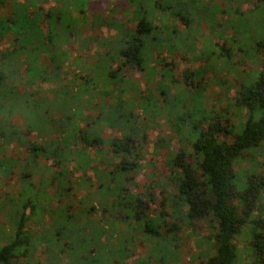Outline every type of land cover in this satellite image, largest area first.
Returning a JSON list of instances; mask_svg holds the SVG:
<instances>
[{"label":"trees","instance_id":"obj_1","mask_svg":"<svg viewBox=\"0 0 264 264\" xmlns=\"http://www.w3.org/2000/svg\"><path fill=\"white\" fill-rule=\"evenodd\" d=\"M42 1L0 0V174L18 172L19 195L0 197V264H44L35 258L39 245L46 264H182L177 239L185 228L195 230L199 219L208 232L196 235L191 257L197 264H244L248 249L252 262L264 264V0H208L201 6H188L191 0H111L110 8L103 0H55L59 5L48 10ZM245 2L253 3L244 9ZM224 12L231 17L228 35L217 20ZM97 26L115 29L116 36L86 31ZM69 43L92 50L90 58L74 55ZM174 53L205 62L177 79L169 59ZM237 55L259 68L245 70ZM130 68L150 86L139 87ZM210 72L240 81L227 99L238 118L205 107L202 81ZM37 82L53 85L36 86L47 97L31 101L26 88ZM160 116H167L186 146L172 151L162 138L153 141L154 152L166 144L170 157L163 163L172 172L151 169L155 180L139 188L144 163L135 150ZM21 125L42 130V137H28ZM106 126L118 134H104ZM13 146L22 152L2 155ZM244 159L252 163L250 173L235 170ZM159 175L169 179L171 190ZM58 188L78 210L49 198L48 189ZM157 194L158 208L147 216ZM38 216L48 226L44 237L27 227ZM139 233L148 243L142 256L132 245ZM241 234L245 242L238 247Z\"/></svg>","mask_w":264,"mask_h":264},{"label":"rangeland","instance_id":"obj_2","mask_svg":"<svg viewBox=\"0 0 264 264\" xmlns=\"http://www.w3.org/2000/svg\"><path fill=\"white\" fill-rule=\"evenodd\" d=\"M206 2H208V0H191L190 2H187L186 4L189 5H202V4H206ZM253 3V2H252ZM250 2H245L243 4V8L247 9L248 7L251 6ZM208 4V3H207ZM42 7L44 8V10H48L50 8H55L56 6L59 5L58 2H56L55 0H45L41 2ZM112 5L111 0H103L102 1V6H105L107 8H110ZM10 7L7 8V10H9ZM117 16H119V14H117ZM217 20L219 23H224L225 25L223 26L225 34L228 35L230 32V28L228 27V23L231 21V17L227 16V13H218L217 14ZM123 26L124 27H128L129 25H131V23L129 22V20L127 19L126 15L123 16ZM95 25H93L94 27ZM98 27V29H97ZM94 29H86L87 32H92L94 30V34H104L106 36H110V38H114L116 35V30L114 29H110L107 28L105 26H97ZM89 30V31H88ZM207 34H212L210 37L214 38L215 40H219L220 38L216 37L217 35L213 32H211L210 30H208ZM199 39V38H198ZM221 42V40H219ZM4 42V41H3ZM0 44V47H3L4 43ZM93 44V43H92ZM95 45V44H94ZM93 45V46H94ZM68 47L72 48V51L74 52V55H78L80 54L81 58L84 59L88 56V58H90V54L91 51H82V50H78L77 47V43H69L67 44ZM233 49L235 47H237L236 44L232 45ZM167 53V52H166ZM168 54V53H167ZM182 54L179 53H174V56L172 57V55L170 54L169 59L172 60L173 63V69H174V75L175 77H177V79L181 78V72L182 70H184L185 68H194L196 67L198 64H203L205 62V59H201L199 61L193 60L191 58V54L188 53L185 56H183ZM236 60L241 61V64L243 66V68L245 70H256L259 68V66L253 62H250L249 60H247L246 58H242L239 55H237ZM127 74L128 76H131L132 80H134L135 82H137V84L139 85V87H144V86H150V80H148L149 78H143L144 74L137 70L136 68H130L129 70H127ZM207 76L204 79V81H202V84L204 85V91L202 93V99L204 102V105L206 108L211 107L215 109V112H220L222 116H226L227 118L234 120L235 117L238 118L237 114H235V112L233 111V108H228V104H227V99H231L233 96H235L237 94V90L240 84V81L236 78V76L233 75H227L224 76V74L215 72V73H208ZM223 80V84L219 85L217 81ZM224 80H226V82L224 83ZM58 83V82H57ZM35 86L33 88L31 87H27L26 90L27 91H31L32 95L30 96L31 101H40V98L43 99V97H47V95L42 91V92H36V86L37 87H41V88H49L51 87L53 84H47L46 82H37L36 84H34ZM180 86V85H179ZM174 88V84L172 86ZM50 91V90H49ZM107 99H110V97ZM97 110H92L89 112L90 116L89 118H92L94 116V112H96ZM241 114V116H243L244 111H240L239 112ZM142 118L141 113H138V118H136L137 121L140 122V119ZM158 126H151L150 128H148L147 130V141L145 143H143L139 148H136V152H138L139 154H141V159L140 162L144 163V167L143 169L140 170L139 175H138V186L139 188L142 186L143 188H145V186H148V181L151 180H155V176H153L151 174V169H154L156 172H162V174L165 175H170L171 174V169L170 167L165 168L164 167V163L163 160L164 158L170 157L169 153H167V147L165 144L164 148H160L159 152H154L153 148H155L153 146V141L157 140L158 138H162L164 141H166L168 143V147L171 148V150H175L176 147H185L186 144L185 143H181L179 142L176 137H175V128L173 127V123L167 118V116H160L158 118ZM17 126L19 127L20 124L18 123ZM23 127V128H22ZM20 129H26L24 126L21 125ZM28 133V137L32 138V139H40L42 136V130H35L33 129L32 131H28L27 129L25 130ZM104 134H106L109 137H114L116 136L118 133L115 131L114 127L111 126H106L104 128V130L102 131ZM224 136L221 135L220 139H223ZM10 148V147H8ZM156 149V148H155ZM164 149V150H162ZM19 151L22 152L21 148H18L17 146H13L10 149H8V151L4 152V154L2 155H9L10 152L12 153V155L16 156V152ZM166 151V152H165ZM255 154L258 156V161L260 162L262 160V156L258 155V150L254 149ZM250 152H246V156H249ZM250 159H244L242 160L239 164L236 165L235 170L237 172H242V173H250L251 169V165L252 163L249 161ZM151 163L153 164L154 167L151 166ZM150 164V165H149ZM250 168V169H249ZM262 166H259L258 169H261ZM17 171H11L8 172L6 175H1L0 174V197L1 198H7V199H11V198H16L19 197V195L17 194L16 191V187H17V181L14 179V176L17 175ZM78 173V172H77ZM75 173V174H77ZM161 175H159L158 177H160ZM163 176V175H162ZM162 176L160 177L163 184H165V188L168 190H171L172 187V183L169 182V179L167 178H162ZM37 180V177H35ZM32 180V179H31ZM36 180L33 179V181L36 182ZM156 193L160 190V187L158 185H156V187H154L153 189ZM49 191L48 195L49 198H51L52 196L54 197V199H56L57 201H59V203L61 204H73L72 206V210H78L80 205H78L77 203H74V199L71 197H67L62 195L61 193H59L60 189H54L52 191ZM20 192H24L25 190H21ZM83 190L78 193L79 195H83ZM23 193V194H24ZM52 197V198H53ZM157 199L151 203V206L149 207L148 211L146 212L147 216H153L158 208V200L160 199L159 194H157ZM255 206L256 208L253 210V213H255L256 215L258 214V206L260 205L258 201L255 202ZM241 206L242 204H240V202H237V213L240 216H243L242 212H241ZM7 208V206H6ZM4 210L0 211V223L1 221L4 220L5 215H4ZM86 217V216H85ZM93 217V216H92ZM90 217V218H92ZM43 217L42 216H38L37 217V223H27V227L31 228L32 231H38V233H41V237H44V233L41 232V230H43L44 232H48V226L44 225L43 221H42ZM88 219V217H87ZM195 230H193V228H185L184 230L181 231V234H179V237L177 239V245H178V252L180 255V259H181V263L182 264H197L196 260H192L191 257V253L192 252H196V250L198 249V247H195V243H196V235H200V233H207L208 229L206 227V221L204 219H199L196 220L195 222ZM7 235L8 232L10 231V226L8 225L7 227ZM5 232V233H6ZM194 232V233H193ZM197 233V234H195ZM236 242L238 244V247H242V244L245 242V235H239L236 237ZM147 239L146 236L143 233H139L137 238L135 239L133 245V248L135 249V255H144L146 253L147 250ZM3 242V241H2ZM136 243V244H135ZM135 244V245H134ZM42 248H44L43 245H39L35 254V258H37L38 260H41L44 264L47 263V261L44 259L45 256V252L42 251ZM242 251V250H241ZM252 252L250 249L248 250H244L242 251V257L244 260V264H256L254 262H252Z\"/></svg>","mask_w":264,"mask_h":264}]
</instances>
